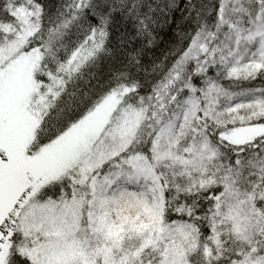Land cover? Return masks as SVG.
Here are the masks:
<instances>
[{
  "label": "snow or ice",
  "instance_id": "1",
  "mask_svg": "<svg viewBox=\"0 0 264 264\" xmlns=\"http://www.w3.org/2000/svg\"><path fill=\"white\" fill-rule=\"evenodd\" d=\"M0 264H264V0H0Z\"/></svg>",
  "mask_w": 264,
  "mask_h": 264
}]
</instances>
